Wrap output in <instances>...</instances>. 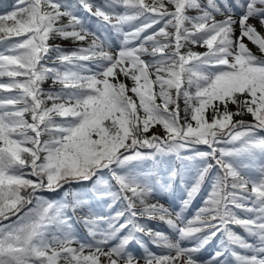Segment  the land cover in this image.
Masks as SVG:
<instances>
[{
  "label": "snow or ice",
  "instance_id": "snow-or-ice-1",
  "mask_svg": "<svg viewBox=\"0 0 264 264\" xmlns=\"http://www.w3.org/2000/svg\"><path fill=\"white\" fill-rule=\"evenodd\" d=\"M11 9L0 14V264H264V0ZM177 180L178 207L149 203Z\"/></svg>",
  "mask_w": 264,
  "mask_h": 264
},
{
  "label": "rangeland",
  "instance_id": "rangeland-1",
  "mask_svg": "<svg viewBox=\"0 0 264 264\" xmlns=\"http://www.w3.org/2000/svg\"><path fill=\"white\" fill-rule=\"evenodd\" d=\"M96 2H99V0H96ZM15 3H16V0H15V2H12L10 5L0 6V14H3L5 9L12 10L11 6L14 5ZM69 3H72V2H69ZM195 14H197L195 12V10H189V15H195ZM77 15L78 16H84L85 19H87V16H86L85 13L77 11ZM219 18L220 17H217V19H219ZM62 22H66V18ZM50 42L51 43H58V44L62 43V44L73 45L72 41L60 40L59 38H57L55 40H52ZM246 43H248L249 48L254 53L259 55V52H258V49L256 48V46L252 45L250 42H247V41H246ZM194 50L195 51H205L206 49L197 47ZM5 80H6V78H5ZM128 83L130 84V81ZM50 85H51V80L45 82L43 84V87L46 90H48ZM53 90H57V89H53ZM181 104H183L182 101H181ZM182 110H183V107L181 108V115H183V111ZM237 118L239 119L240 117H237ZM243 119L251 121L252 117L250 115H245L243 117ZM152 131H156V132H158L161 135L163 134V130L159 126H156L154 129H152ZM200 150H205L204 146H200ZM176 166H179V161L176 163ZM105 173H106V171L101 173V175L105 176ZM95 182H96V177L93 178V180H92V182L90 184L91 188H92V186H93V184ZM208 187H209V185H208V183H206V186L202 189L201 194L199 196H197L193 200V203H192V205H191V207H190V209L188 210V213H187V215L189 217L195 212V210L197 208H199L201 206L203 196L207 193ZM72 189L85 190L86 187L82 186V185H78V186L72 187ZM63 192H64V190H61L59 196H57V197H55L53 199L60 198L63 195ZM41 195L45 196V195H51V194L45 192V193H41ZM183 196H184V189H183V187H182V185L180 183L177 188H172V186H171L170 188L165 189V190H157L153 194V196L149 198V203L159 202L160 204H163L165 207H178V205L180 203V200L183 198ZM92 208H93L94 211H96L99 214H107L106 211H105L106 206L103 205V204L98 203L97 201H95V203L92 204ZM77 215H84V213L81 212V213H78ZM13 219H15V217H13ZM77 225H78V223H75L74 228H75V231L78 233V235L81 236V237L86 236L87 232H86V229H85L84 225L83 224H82V226H79V225L77 226ZM148 226L149 227H153V228H159V229L164 230V231H168L166 225H164L163 223L158 222V221H151V222L148 223ZM234 230L237 233L241 234V235H245L244 232H243V229H241L239 227L234 228ZM218 241H219V237L214 239V241L212 242L211 245L206 246V248L201 251L200 258L201 259H207L209 257V255L211 254V252L214 250L215 245H216V243H218ZM187 246H191V245L189 244ZM149 247L153 251H158L151 244H149ZM137 251H139V250L137 249Z\"/></svg>",
  "mask_w": 264,
  "mask_h": 264
},
{
  "label": "trees",
  "instance_id": "trees-1",
  "mask_svg": "<svg viewBox=\"0 0 264 264\" xmlns=\"http://www.w3.org/2000/svg\"><path fill=\"white\" fill-rule=\"evenodd\" d=\"M12 1H13V0H0V4H2V3H10V2H12ZM64 47H65V46H64ZM65 48H66V47H65ZM180 107L182 108V107H184V105H183V104H180ZM178 181H179V180H177L175 184H177ZM117 206H118V207H121V205H119V204H117Z\"/></svg>",
  "mask_w": 264,
  "mask_h": 264
}]
</instances>
